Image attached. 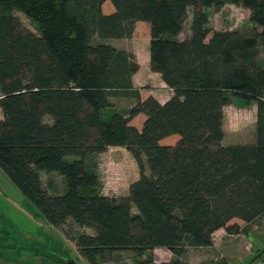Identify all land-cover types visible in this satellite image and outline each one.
Wrapping results in <instances>:
<instances>
[{
	"label": "trees",
	"instance_id": "obj_1",
	"mask_svg": "<svg viewBox=\"0 0 264 264\" xmlns=\"http://www.w3.org/2000/svg\"><path fill=\"white\" fill-rule=\"evenodd\" d=\"M226 3L249 9L261 32H212L205 8ZM190 8L191 35L179 40ZM142 29L151 70L174 91L165 104L149 87L134 86L140 65L131 53L103 43ZM261 42L264 0H0V169L36 218L93 230L76 236L89 264L121 251L133 252L135 264H185L186 249L212 247L219 230L248 233L233 220L250 225L264 217ZM114 96L135 104L115 110ZM232 98L257 104L252 144L222 143ZM112 147L125 148L140 168L128 195L118 198L102 193L93 165ZM42 172L63 176L65 193L50 194ZM157 248L174 258L156 263ZM48 258L42 263L56 264ZM258 259L264 264V248Z\"/></svg>",
	"mask_w": 264,
	"mask_h": 264
},
{
	"label": "rangeland",
	"instance_id": "obj_2",
	"mask_svg": "<svg viewBox=\"0 0 264 264\" xmlns=\"http://www.w3.org/2000/svg\"><path fill=\"white\" fill-rule=\"evenodd\" d=\"M193 11V8L189 9L180 37L182 39L191 35ZM205 11L208 14V27L212 32L232 31L243 37H252L261 32V28L251 19V11L243 5L226 3L220 10L212 6L205 8ZM16 16L26 28L38 33L36 24L24 14L16 12ZM211 35L212 33L208 40ZM93 38L96 39V36ZM149 41L146 31L142 29L132 38L109 39L103 43L125 49L138 62L133 53L135 52L139 62L144 64ZM257 60L264 67L263 42L259 45ZM112 102L114 109L120 111L129 110L135 104L131 98L119 96H114ZM257 110L255 103L245 104L232 98L231 104L225 108V144H246L254 141ZM45 121L52 123L53 119L47 116ZM93 165L100 177L102 193L114 198L126 196L130 185L140 177L137 162L125 148H109L105 153L94 157ZM146 173L149 174L148 170ZM41 178L50 194L65 193L67 187L63 176L56 172H42ZM35 212L36 208L0 169V264H43L42 261H47L48 257H59L65 262L70 260L76 264H89L78 252L76 236L79 233L93 235V230L80 228L71 220L62 227L55 228L36 218ZM230 224H238L241 228L247 226L248 233L228 234L223 229L214 235L212 247L187 248L180 259L185 264H215L221 261L228 264H262V259L255 260V257L264 248V217L250 225L239 219ZM36 250H42L40 259L34 256ZM152 254L156 263L168 262L174 258L164 249H155ZM135 260L133 252L121 251L114 255L112 261L103 264H135Z\"/></svg>",
	"mask_w": 264,
	"mask_h": 264
},
{
	"label": "crops",
	"instance_id": "obj_3",
	"mask_svg": "<svg viewBox=\"0 0 264 264\" xmlns=\"http://www.w3.org/2000/svg\"><path fill=\"white\" fill-rule=\"evenodd\" d=\"M181 34L178 36L179 40H183L182 38H180ZM147 45H148V51H147L145 58H144V64L139 62L140 61L139 57L137 56V54L135 52H133L138 59V64L140 65V70L133 77V84L136 88H141V87L148 85L149 93L153 97H155L161 104H165L167 101H169L174 96V91L164 82V80L162 79V77L159 73L153 72L151 70V66H150V62H151L150 41L148 42ZM0 94H1V92H0ZM0 115H2L0 118V120H1L3 118V113H2L1 108H0ZM255 141H256V137H255L253 142L246 143V144H252ZM222 143L224 145H229V144H225L224 140ZM233 145H237V144H233ZM112 148H121V147H112ZM220 231L221 230H219L218 232H220ZM157 249H164V248H157ZM164 250H167V249H164ZM167 251L169 253H171L169 250H167ZM171 255H173V254L171 253Z\"/></svg>",
	"mask_w": 264,
	"mask_h": 264
},
{
	"label": "flooded vegetation",
	"instance_id": "obj_4",
	"mask_svg": "<svg viewBox=\"0 0 264 264\" xmlns=\"http://www.w3.org/2000/svg\"><path fill=\"white\" fill-rule=\"evenodd\" d=\"M36 244V243H35ZM37 245V244H36ZM40 253H42V250H39V251H34V256H36V255H38V257H39V254ZM50 258H53L54 259V261L52 260V262H55L56 264H57V260H62V259H60L59 257L57 258V257H50ZM67 263L68 262H70V260L69 261H66Z\"/></svg>",
	"mask_w": 264,
	"mask_h": 264
},
{
	"label": "water",
	"instance_id": "obj_5",
	"mask_svg": "<svg viewBox=\"0 0 264 264\" xmlns=\"http://www.w3.org/2000/svg\"><path fill=\"white\" fill-rule=\"evenodd\" d=\"M68 264H76L74 261H70L68 262Z\"/></svg>",
	"mask_w": 264,
	"mask_h": 264
}]
</instances>
